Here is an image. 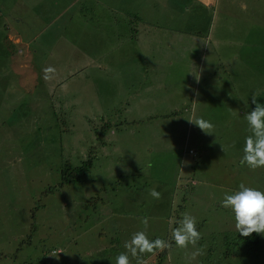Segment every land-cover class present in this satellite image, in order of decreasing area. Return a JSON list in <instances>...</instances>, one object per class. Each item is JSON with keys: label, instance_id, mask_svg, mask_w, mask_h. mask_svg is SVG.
Returning a JSON list of instances; mask_svg holds the SVG:
<instances>
[{"label": "rangeland", "instance_id": "rangeland-1", "mask_svg": "<svg viewBox=\"0 0 264 264\" xmlns=\"http://www.w3.org/2000/svg\"><path fill=\"white\" fill-rule=\"evenodd\" d=\"M157 6L196 17L166 21L178 30L156 42L189 61L170 67L168 79L185 69L200 92L211 87L208 113L201 93L175 110L180 100L165 94L151 108L142 103L134 28L149 18L102 0H0V264H115L125 241L144 230L141 218L155 239L171 236L168 224L185 214L196 218L198 243L178 249L172 240L166 258L147 264H264V235L250 245L237 239L234 214L221 206L240 183L264 190V168L239 164L254 91L264 105V0ZM117 43L121 51H112ZM21 49L31 52L25 79L11 61ZM193 116L215 133H203ZM134 144L143 148L137 162L125 149ZM84 162L80 180L62 181L66 163Z\"/></svg>", "mask_w": 264, "mask_h": 264}, {"label": "clouds", "instance_id": "clouds-1", "mask_svg": "<svg viewBox=\"0 0 264 264\" xmlns=\"http://www.w3.org/2000/svg\"><path fill=\"white\" fill-rule=\"evenodd\" d=\"M262 95L259 91L252 94V103L255 104L253 110L245 116L248 128L243 145V155L239 161L241 166H247L250 170L264 168V105L257 102V96ZM233 115H238L233 112ZM189 122L195 124L205 134L215 133V125L203 117L187 118ZM227 147H234L229 145ZM227 147L222 146L223 151ZM151 197L159 200L161 193L152 189L149 193ZM221 206L231 210L234 214L235 228L243 237H248L253 233L264 235V190L239 184V190L231 194H225ZM144 230L136 231L131 238L125 241L124 252L119 253L115 258V264H147L143 258L145 254H157L171 247L166 239H149L147 228L149 218H141ZM176 226L172 229V240L178 249H187L189 245L195 246L201 238V233L197 229L196 218L185 214L179 221H175ZM62 252V251H59ZM59 252H53L51 256L57 257Z\"/></svg>", "mask_w": 264, "mask_h": 264}, {"label": "crops", "instance_id": "crops-1", "mask_svg": "<svg viewBox=\"0 0 264 264\" xmlns=\"http://www.w3.org/2000/svg\"><path fill=\"white\" fill-rule=\"evenodd\" d=\"M105 1L108 5L110 3H114L117 5V8L123 10L124 12H131L133 14L138 15L139 17L149 18L150 22L149 25L142 30V32L138 35L137 42L141 43L138 45V52L137 57L138 60H134V66L136 67L133 69L136 73L140 74L141 76V83L142 86L140 87V95L142 96V103L146 100H149L150 108L156 104V99L163 98L164 94L174 97L180 100L176 105V107L171 106V108L179 109L182 105L185 104V98L188 96L195 97L201 95L203 96V110L204 113H208L210 109L207 108L208 102L212 99V89L210 86L206 88L204 92H200L196 86L193 87V79L189 72L184 69V74L182 73H174L169 79L167 78V73L169 72L170 67H180V66H187L189 64L188 60L180 57V54L169 49L167 54H163V49L160 45L156 42V34H161L166 28H170L173 30H178L176 27H173L166 21H174L185 19V17L190 16L192 19H196L194 15L189 14V10L187 7L182 8L180 10V14L177 13H168L165 14L166 9L164 7L160 8L157 6L160 2H163L167 8V3H171L174 5H178L179 0H153L152 1V8L148 9V0H131L132 5H121L120 0H102ZM150 1V0H149ZM190 2H198L203 7L204 6H213L215 5L218 0H189ZM232 2H230L231 4ZM226 7V5H225ZM229 11V10H227ZM154 16V17H153ZM157 16V17H155ZM111 31H114L115 24L111 22L108 24ZM166 31V30H165ZM164 45L163 43H159ZM122 45L121 44H113L111 45V50H118L121 51ZM158 50V51H157ZM23 56L28 58V54L20 51ZM158 52V54H156ZM191 54V52H190ZM190 54L188 58L190 61ZM119 61V56H118ZM112 61L110 62L111 66ZM118 65V64H117ZM119 66V65H118ZM147 66L153 67L152 72H147ZM126 67H132L131 65ZM150 74V75H149ZM149 75V77H148ZM161 77H160V76ZM147 76V77H146ZM145 78V79H144ZM29 79H27L28 81ZM176 81H180L179 85H176ZM25 83V82H23ZM209 83V82H208ZM195 85V84H194ZM159 93V94H157ZM126 152L132 153L134 152L135 155L130 158L132 162H137V156H141L143 148L141 145L134 144L133 149L131 146L129 148H125ZM151 147H148L146 151H151Z\"/></svg>", "mask_w": 264, "mask_h": 264}, {"label": "trees", "instance_id": "trees-1", "mask_svg": "<svg viewBox=\"0 0 264 264\" xmlns=\"http://www.w3.org/2000/svg\"><path fill=\"white\" fill-rule=\"evenodd\" d=\"M125 13L128 14V15L131 14L129 12H125ZM144 23L145 24L143 25V27L139 25L138 27H135L134 28L136 35H139V33L142 32V30L148 26V24L146 22H144ZM135 25L137 26V24H135ZM165 30L167 32H171L172 34H174L173 33V30L170 29V28H166ZM174 31L176 32L177 30L174 29ZM27 40H28V37H27ZM13 41L18 42L19 39L18 38H15V39H13ZM20 55H22V57L24 59L25 56H23V54H21V52H18L17 51V56H13V58L11 59V61H13L16 65H18L19 68L22 69L23 73H25V75H23L22 77H23V79H25V76L26 75L29 76L28 70L30 71V61H31V59L30 60L26 59V62H24V60H22V64H21L20 63V60H19V59H21L19 57ZM27 62H29V63H27ZM30 78L28 77V79H30ZM89 162H88V165H90ZM87 170H88V168L86 167V162H84L81 166H78V167H75V168H71L70 163L69 164L66 163L65 166H64V168H63V170H62V175H63L62 181L80 180V178H78V177L81 176V174L86 173ZM67 174L70 177L69 179L67 178ZM165 222H166V224H168L167 221H165ZM168 225H170L171 227H167V228L165 227L166 228L165 229V233L168 232V231H172L173 227L176 226L175 224H168ZM237 233L238 234H237L236 238L237 239H241L243 243H247V244L250 245V244H256V243L259 242L260 234L253 233V234H251L248 237H243V236L240 235L239 232H237ZM153 237L159 238L157 236H153ZM161 239L168 240L170 242V244H171V247L168 248V249H166L163 252H158L155 255L152 254V256H151V254L150 255L149 254H145L144 257L147 258V259L145 258V260L147 261V263L150 262V261L155 262L157 260V258H159V257H161L162 259L166 258L167 254H169L170 253V250H172L171 249L172 248V245H173V243H172V235L170 236L169 233H167V234L163 235ZM157 264H163V263H161L160 262V259H159L157 261Z\"/></svg>", "mask_w": 264, "mask_h": 264}]
</instances>
